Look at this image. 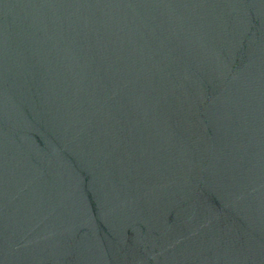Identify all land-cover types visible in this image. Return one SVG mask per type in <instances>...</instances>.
<instances>
[{"label":"water","instance_id":"obj_1","mask_svg":"<svg viewBox=\"0 0 264 264\" xmlns=\"http://www.w3.org/2000/svg\"><path fill=\"white\" fill-rule=\"evenodd\" d=\"M0 264H264V0H0Z\"/></svg>","mask_w":264,"mask_h":264}]
</instances>
